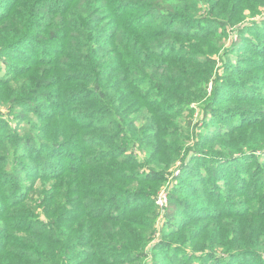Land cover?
Here are the masks:
<instances>
[{
	"label": "trees",
	"instance_id": "obj_1",
	"mask_svg": "<svg viewBox=\"0 0 264 264\" xmlns=\"http://www.w3.org/2000/svg\"><path fill=\"white\" fill-rule=\"evenodd\" d=\"M257 18L264 20V0H0V105L38 90L55 91L51 112L33 111L38 123L26 135L19 125L9 126L0 111V168L5 170L0 174V264H142L152 255L153 264H197L193 257L201 264H264V253L258 252L264 251L262 223L251 227L249 237L212 224L214 236L207 238L204 231L186 240L196 225L172 221L179 210L197 203L185 195L187 185L194 191L206 186L216 205L228 204V193L218 195L217 182L233 176L232 165L223 164L264 152V134L221 141L234 126H225L228 118L253 114L248 125L260 128L264 112L256 115L243 103L260 96L243 82L245 74L261 70V63L242 56L245 66L237 68L226 60L219 75L212 58L221 56L223 20L238 26L239 41L248 48ZM236 72L239 80L233 78ZM32 74L38 80L29 93L21 84ZM194 102L221 119L205 120L193 139L194 153L212 163L202 179L191 163L186 165V178H178L181 183L167 193L163 217L177 243L215 242L207 243L212 251L204 255L185 253L178 260L170 251L160 254V242L149 243L164 166L151 167L123 152L139 143L171 147L182 136L174 128L180 106ZM134 118L142 124L134 125ZM206 124L211 130L203 129ZM215 139L220 146L207 145ZM179 152L172 148L171 156ZM25 154L33 160L30 169L20 163ZM261 169H256L260 175L254 171L249 199L264 205ZM221 214L242 218L250 212Z\"/></svg>",
	"mask_w": 264,
	"mask_h": 264
},
{
	"label": "rangeland",
	"instance_id": "obj_2",
	"mask_svg": "<svg viewBox=\"0 0 264 264\" xmlns=\"http://www.w3.org/2000/svg\"><path fill=\"white\" fill-rule=\"evenodd\" d=\"M226 23L227 22H224V20L222 21V24L224 25L222 29L223 38H221L222 40H219V54H221V56L214 55L212 56V58L215 59L219 75L224 74L223 63L226 60H229L231 66L237 68L238 65H240L241 67L245 66L246 60L242 59V56L249 57L261 63V70L253 69L252 72L245 74L246 77L243 82L246 90H252V94L260 96V100L244 99L243 101L244 104L249 105L250 112L254 111L257 113L256 115H259V113L264 112V20L261 21L257 18L254 24H252L253 26L250 31L251 33L255 34H248L250 39H253L252 41H250L251 43L248 48H246V46L244 45L246 42L242 43L241 41H239L238 26ZM247 49L252 50L246 52ZM26 51L31 52L30 50ZM227 51H229L228 55L226 54ZM6 58H8V56H6ZM9 58L11 57L9 56ZM15 61L18 63L22 62V60L20 59H16ZM232 75L234 80L240 79L239 72H236V74ZM36 80L38 79L34 74L23 77L21 89L28 90L29 93H31V90L34 88L31 83H37ZM143 88H145V86H143ZM0 93H2L1 89ZM42 93H44L45 95L43 97H39L40 95H42ZM47 95H49L50 97L47 98ZM54 95L55 91H52L50 88L38 90L32 96H25L23 98L16 99L13 103L1 104L0 111L3 113V117L8 122L9 126L13 127L15 125H19V129L25 130L24 132H21V134L26 135L28 134L26 132L32 126V124L38 123V116L36 115V112L33 111H39L40 114L50 113V107L52 105V103L50 104V101H52V96ZM30 100H33V104L30 102ZM62 108L63 107L60 106L58 109ZM180 108L183 110L181 112V115L178 117V122H176V126H174V128L177 129L178 133L182 136L180 140H173L171 147L161 148L158 145L156 148H152V145L150 146L147 143H139L131 145L125 152H123V156H131L145 163L150 162L151 167L152 164L155 167H158L160 165L164 166V168H160V170H162L163 172V176H161L160 178V188L158 190V197L156 199V203L158 204L157 213L159 214L158 216H156L155 232L149 240V243L158 244L160 242V254H162V252L170 251L168 255L174 254L178 260L180 258H183L185 253L189 255H193L192 253L204 255L208 251H212L208 248L209 246H207V243L215 242V239L208 240L206 238H200L199 240L197 239L194 241H186L188 239H191L192 236L194 237L195 235H199L204 231H208L207 238H209L210 236H214L215 230H211L210 228L212 224L224 226L226 230L229 231L239 230L243 238L251 236V227H254L258 222L259 224H264V205L257 203L256 200L249 199V196L251 194L250 182L255 177L254 174L258 173L256 169H259L262 172L263 170L261 168H264V152L258 150L256 154L251 156H244L242 158H239L240 160L237 161L234 160L236 162H233L232 164H223L222 168H224L225 165H232L230 166L233 175L232 178L227 179V177L224 176L223 180H219L217 182V186L220 187V192L218 193V195L221 196L223 193L229 194L230 201L228 204L221 202L216 205L213 201V198L208 195L209 192L207 190L205 191L206 186H203L204 191H194V189H191L189 185H187L185 195L193 197L197 200V203L195 205L193 203H190L186 208H182L181 210H179L172 221L175 224H185L186 222L190 221L199 228L197 229L194 226L196 229L195 232L190 234L186 238V240H184L183 244L175 242L176 234L170 233V230L167 226V220L163 217V210L168 203L167 193L171 191L174 185H179L181 183L182 180H177L178 178H186V176L188 175L186 165L190 163L192 165L191 169L197 172L198 177L202 179L205 176L206 168L212 162L211 160H206L205 158H203L200 153H194L195 148L193 139L194 137H196L198 131H203L201 125L205 123V120L207 122L208 120L209 122L213 121V123L221 122V119L219 120V118L217 117H211L209 116V114L206 115L203 108V103L194 102L188 107L180 106ZM142 115H144V112ZM252 115H239L232 119H226L227 121H225V126H229L234 123L233 128H237V130L232 131L233 128L228 130V132H230L223 136H228L229 138H221V141L225 144H228L240 141L241 139H257L259 138L257 136L264 134V115L261 114L262 117H260V119L262 120L260 123V128L254 130H252V127H255L254 123H252V126L248 125V121L253 120V118L251 117ZM135 120L136 118H134V120H131L134 125L135 122L136 125L142 124V120ZM143 129L145 130V124L143 125ZM203 129L205 131L211 130L209 127H207V124L205 125V127H203ZM217 140L218 139L211 140L207 145L220 146V144L217 143ZM172 148L173 150L176 149L177 151H180L179 154H177L175 157L171 156ZM151 150L153 151L152 153ZM68 151H70V149H68L66 152ZM19 159L21 161L20 163L23 162L24 166L27 169H30L33 165V160L29 156V154H25ZM201 162H204L205 164H202ZM10 165L11 163L7 164L5 168L8 169ZM220 165L222 164L215 163V166L221 167ZM145 166L146 165L143 164L142 168H140L141 171ZM0 169H2L0 170V174H2L5 170L3 168ZM254 171L256 172L254 173ZM258 174L260 175V173ZM24 175V181L29 182V178H27L28 176ZM259 179L260 176H257L256 180L259 181ZM190 180L192 182L195 181L193 177H191ZM225 182L227 184H225ZM225 185H227V187L229 188H225ZM37 204L41 205V203ZM191 205H194V208H191ZM222 208H224V211H221ZM187 209L189 210L188 212H186ZM239 211L247 213L250 212V214L247 216L245 215V217L242 218L222 216L221 214V212L229 213ZM149 217H151V215ZM240 222L244 223L246 227L240 228L239 226H237V224ZM197 241L199 246L192 245ZM175 244L177 246H175ZM234 244H236V241H234ZM177 247L183 248L184 253H178L177 250H175V248ZM150 251L151 250H147V253H150ZM213 251H215L216 254L221 255V257H226L228 255L221 249H215ZM258 252L264 253V251L262 250ZM243 257L244 256H242V258ZM154 258L155 255L154 257L152 255L151 259L147 258L146 260H142V264H153ZM244 258L246 259V261H248V263H253L255 261L252 256H246ZM193 261H195V263L197 264H201V262H198V260L194 257ZM207 264L213 263L209 261L207 262Z\"/></svg>",
	"mask_w": 264,
	"mask_h": 264
}]
</instances>
